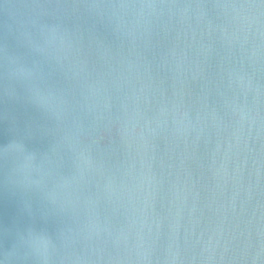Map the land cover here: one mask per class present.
I'll list each match as a JSON object with an SVG mask.
<instances>
[{"label": "water", "instance_id": "95a60500", "mask_svg": "<svg viewBox=\"0 0 264 264\" xmlns=\"http://www.w3.org/2000/svg\"><path fill=\"white\" fill-rule=\"evenodd\" d=\"M115 2L101 21L87 0H0V255L31 227L56 238V264H264V37L220 39L213 5L240 0L149 25L128 10L117 34ZM58 20L73 40L60 69L19 37ZM9 57L43 67L61 119Z\"/></svg>", "mask_w": 264, "mask_h": 264}, {"label": "clouds", "instance_id": "9594fccd", "mask_svg": "<svg viewBox=\"0 0 264 264\" xmlns=\"http://www.w3.org/2000/svg\"><path fill=\"white\" fill-rule=\"evenodd\" d=\"M102 6V0H87L86 8L89 14L104 21L105 15L99 11ZM107 6L112 9L122 10L123 14L113 12L107 17V22L117 34H119L120 25L125 22L124 16L128 15V10H131V15L137 25L141 21L145 25H149L152 18L162 14L161 10L164 8H175L177 10L176 14L181 20H187L189 9L193 7L198 10L197 19L206 15L204 0H185V2H178V0H117V2ZM36 7L43 8L44 4L38 3ZM213 7L223 9V15L227 18V23L219 26L220 39L223 42L231 43V37L228 33L229 25H236L241 28L244 25L249 28L255 25L256 32L261 37H264V0L216 3ZM252 9L256 11L251 12L250 10ZM208 25L211 27V20L208 21ZM71 36L72 30L66 28L59 20L55 23L39 25L35 35L27 31L19 35L22 42L34 54L42 57L43 61L56 69L62 67L67 59V51L73 46ZM8 71L10 77L22 81L26 85L34 103L49 112L56 120L61 119L60 112L51 110L52 101L56 97L57 90L52 87L41 86L46 81L47 74L40 64L27 65L17 57H9ZM63 75L66 80L72 79L67 73H63ZM240 79H243V77H238V80ZM183 116L187 118L188 113H183ZM87 162L91 163V157H88ZM40 193L54 207L55 201L52 194L44 191H40ZM61 231L62 229L59 230L57 235ZM55 239L44 231L29 227L19 234L18 248H14L7 254L0 255V264H13L16 260H30L31 264H56L53 260V253L56 250ZM173 259L175 260V257Z\"/></svg>", "mask_w": 264, "mask_h": 264}]
</instances>
